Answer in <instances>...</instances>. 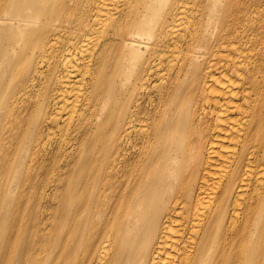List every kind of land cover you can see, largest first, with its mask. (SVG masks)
Segmentation results:
<instances>
[{"label": "bare ground", "instance_id": "6f19581e", "mask_svg": "<svg viewBox=\"0 0 264 264\" xmlns=\"http://www.w3.org/2000/svg\"><path fill=\"white\" fill-rule=\"evenodd\" d=\"M0 264H264V0H0Z\"/></svg>", "mask_w": 264, "mask_h": 264}]
</instances>
